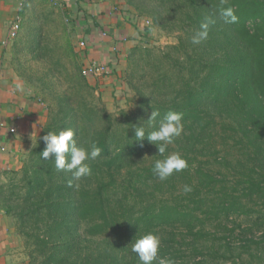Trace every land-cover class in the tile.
I'll use <instances>...</instances> for the list:
<instances>
[{"label":"trees","instance_id":"trees-1","mask_svg":"<svg viewBox=\"0 0 264 264\" xmlns=\"http://www.w3.org/2000/svg\"><path fill=\"white\" fill-rule=\"evenodd\" d=\"M128 2L155 27L179 32L178 41L162 49L132 48V106L117 112L99 104L91 75L65 77L51 69L40 78L48 119L22 167L0 183V208L24 242L27 264H142L131 242L149 232L161 240L152 264L161 258L175 264L264 262V212L256 216L259 235L229 224L233 216L257 212L252 203L264 201V172L257 169L264 170V0ZM228 7L237 22L221 16ZM206 18L214 21L207 39L193 43ZM41 38L30 40L31 52L44 58ZM153 110L159 115L150 122ZM169 111L182 114L183 131L165 155L178 152L188 166L160 180L152 169L162 157L147 137L135 139L134 128L142 125L147 136ZM68 128L77 145L101 148L87 161L91 174L79 180L57 169L54 156L41 154L48 131ZM228 130L250 151L253 166L232 186L207 168L210 156L219 158L217 135ZM182 183L191 191L184 192Z\"/></svg>","mask_w":264,"mask_h":264},{"label":"crops","instance_id":"crops-1","mask_svg":"<svg viewBox=\"0 0 264 264\" xmlns=\"http://www.w3.org/2000/svg\"><path fill=\"white\" fill-rule=\"evenodd\" d=\"M37 1L22 4L0 0V171L22 167L48 119V108L13 62L14 42L26 34V21ZM50 1H57L75 20L78 39L85 42L80 48L83 67H107L108 72L98 71L89 77L96 94L110 109L123 104L127 89L123 72L129 53L151 40L156 27L146 23L150 19L141 16L128 0ZM18 16V35L9 39L11 25ZM21 243L13 220L0 208V264H26L19 252Z\"/></svg>","mask_w":264,"mask_h":264},{"label":"rangeland","instance_id":"rangeland-1","mask_svg":"<svg viewBox=\"0 0 264 264\" xmlns=\"http://www.w3.org/2000/svg\"><path fill=\"white\" fill-rule=\"evenodd\" d=\"M33 9L35 11L26 21V34L22 35L14 42L13 62L16 69L18 70L20 68L22 74L25 75L26 79L24 78V80L27 85L48 108L49 97L42 89L40 78L48 77L46 74L47 72L50 74L49 72H51V69L54 71L58 70L60 72L59 75L65 77H69L70 74H86L84 73L82 53L80 51L81 41L77 36L75 20H72L70 16H68L69 14L67 11L59 5L57 1L39 0L36 5H34ZM149 19L151 20V18ZM150 20L149 22L153 23V21ZM147 21L148 20H146V22ZM38 35L42 37L41 40L45 38V46L43 48L44 58L37 57L35 52H31L33 48L30 40ZM178 36L179 32L169 33L156 27L152 32L151 40H147L146 43L141 44L162 49L167 44L177 42ZM129 71L130 65L128 61L126 71L123 72L127 87L125 95L126 101L123 104L114 106V108L110 109L96 94V90L94 89L93 92L97 101L108 111L117 112L120 109L132 106L129 100L133 95V91L127 82ZM51 78L52 77H49L50 84L55 81V78ZM220 133V135H217L218 161L215 162L214 157L210 156L211 163L207 164V168L215 170L217 173H220L221 176H225L227 184L232 186L234 183L236 184L239 176H242L244 172H249L248 168L252 166V164L248 162L251 158L249 155L250 151L246 149L245 145L236 142V135L232 130H228L226 133L221 131ZM239 160H242V162L239 163ZM244 163L246 164L245 166H243ZM257 169L259 173L264 172L262 168ZM255 174L259 175L256 172ZM9 177L8 171H0V183L6 182ZM183 186L184 183H182V187ZM182 187L180 185L179 191ZM252 206L257 212L249 215L244 214L231 217V219H234L235 223L231 222L229 224L233 223L234 226L237 227V232L241 234H251L255 232L259 235L262 233L259 227L255 225V221L258 212H264V201L260 199L257 202H253ZM239 243L240 241L237 244ZM19 252H21V258H25L27 264L29 259L25 251L23 240L19 247ZM227 264L230 263L228 262ZM253 264H264V262L256 260V263Z\"/></svg>","mask_w":264,"mask_h":264},{"label":"clouds","instance_id":"clouds-1","mask_svg":"<svg viewBox=\"0 0 264 264\" xmlns=\"http://www.w3.org/2000/svg\"><path fill=\"white\" fill-rule=\"evenodd\" d=\"M220 14L226 23H235L238 21V17L231 7L221 8ZM211 23H214L211 18H206L201 22L200 30L193 38V43L198 44L207 39L208 29ZM158 115L159 112L153 110L148 121H154ZM181 121V113L169 111L161 121L159 128L147 136L142 125L134 128L136 140H142L144 137H147L151 143L156 145L158 154L162 158L154 161L152 170L160 180H165L174 171L179 172L188 166L186 159L178 152L165 155L167 146L172 144L174 138L180 136L183 131ZM73 137L74 132L71 128L61 130L58 133L48 131L42 137L46 146L41 154L44 159L54 156L57 169L67 170L72 173L74 179L79 180L91 174V168L87 161L97 158L100 155L101 148L95 143H91L88 147H85L83 144L77 145ZM66 154L70 157L67 160ZM183 191L189 192L191 191V187L185 185ZM160 244V237L149 232L139 237L135 236V239L131 242V250L138 255L142 264H152L157 258ZM158 264H175V261L170 258H161Z\"/></svg>","mask_w":264,"mask_h":264},{"label":"built area","instance_id":"built-area-1","mask_svg":"<svg viewBox=\"0 0 264 264\" xmlns=\"http://www.w3.org/2000/svg\"><path fill=\"white\" fill-rule=\"evenodd\" d=\"M18 1L20 3H22V4H25V3H27L30 0H18ZM19 17L20 16H18L14 20V22L12 23V25H11V28H10V31H9V36H8L9 39L15 38L18 35V31L20 29V18ZM146 23L149 24L150 23L149 20ZM80 44H81V46H84L85 45V42L84 41H81ZM106 70H107V67L106 66H100V65L99 66L92 65V66H88V67L86 66V67H84V73L86 75L96 74L98 71L105 72ZM106 72H108V71H106Z\"/></svg>","mask_w":264,"mask_h":264}]
</instances>
